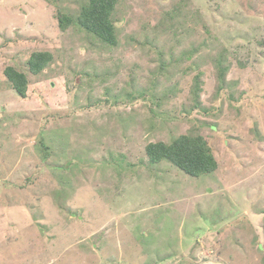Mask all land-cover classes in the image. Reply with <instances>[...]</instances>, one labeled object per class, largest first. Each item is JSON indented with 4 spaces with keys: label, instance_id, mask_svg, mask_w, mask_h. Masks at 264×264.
I'll return each instance as SVG.
<instances>
[{
    "label": "rangeland",
    "instance_id": "rangeland-1",
    "mask_svg": "<svg viewBox=\"0 0 264 264\" xmlns=\"http://www.w3.org/2000/svg\"><path fill=\"white\" fill-rule=\"evenodd\" d=\"M83 3L0 0V264H264V0H119L113 46ZM182 134L215 171L149 162Z\"/></svg>",
    "mask_w": 264,
    "mask_h": 264
},
{
    "label": "trees",
    "instance_id": "trees-1",
    "mask_svg": "<svg viewBox=\"0 0 264 264\" xmlns=\"http://www.w3.org/2000/svg\"><path fill=\"white\" fill-rule=\"evenodd\" d=\"M119 0H84L77 17L58 12L61 29L78 25L103 43L113 46L117 43L116 25L113 13ZM50 51H35L28 59L29 70L33 74L41 73L53 60ZM13 89L25 97L29 79L25 72L13 66L4 70ZM146 154L150 163L168 161L190 176L198 177L217 169L218 162L212 147L202 135L182 134L171 142L156 141L146 145Z\"/></svg>",
    "mask_w": 264,
    "mask_h": 264
}]
</instances>
